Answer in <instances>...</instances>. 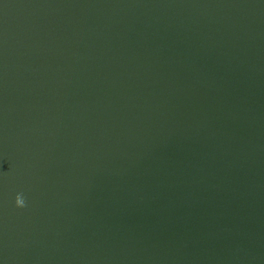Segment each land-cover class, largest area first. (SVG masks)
<instances>
[{"label":"water","instance_id":"water-1","mask_svg":"<svg viewBox=\"0 0 264 264\" xmlns=\"http://www.w3.org/2000/svg\"><path fill=\"white\" fill-rule=\"evenodd\" d=\"M0 264H264V0H0Z\"/></svg>","mask_w":264,"mask_h":264},{"label":"clouds","instance_id":"clouds-1","mask_svg":"<svg viewBox=\"0 0 264 264\" xmlns=\"http://www.w3.org/2000/svg\"><path fill=\"white\" fill-rule=\"evenodd\" d=\"M15 206L18 208H24L27 206V200L26 197L22 192H18L15 196L14 200Z\"/></svg>","mask_w":264,"mask_h":264}]
</instances>
